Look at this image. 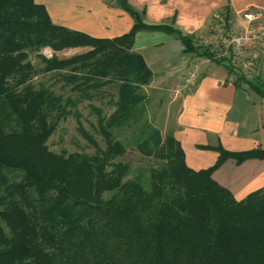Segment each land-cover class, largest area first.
Returning a JSON list of instances; mask_svg holds the SVG:
<instances>
[{"label": "trees", "instance_id": "16d2710c", "mask_svg": "<svg viewBox=\"0 0 264 264\" xmlns=\"http://www.w3.org/2000/svg\"><path fill=\"white\" fill-rule=\"evenodd\" d=\"M118 2L134 26L101 39L55 24L36 0H0V264H264V188L238 201L213 179L229 159L237 165L263 160L264 149L208 147L218 160L195 171L173 135L162 141L154 132L136 142L145 157L164 162L148 182L129 178L131 165L119 161L127 149L116 131L141 115L138 92L154 77L133 51L138 32L175 36L186 53L228 63L230 72L235 54L218 58L195 35L148 25L143 13ZM44 48H90L68 59L39 54L42 71L57 73L81 100L117 87L110 117L92 107L105 148L83 128L77 100L32 83L38 70L29 56ZM239 72L237 85L247 84L264 99V71L253 79ZM71 114L94 155L50 150V138Z\"/></svg>", "mask_w": 264, "mask_h": 264}, {"label": "crops", "instance_id": "0c3cea01", "mask_svg": "<svg viewBox=\"0 0 264 264\" xmlns=\"http://www.w3.org/2000/svg\"><path fill=\"white\" fill-rule=\"evenodd\" d=\"M126 1L144 14L146 24L173 25L184 34L195 35L197 43L214 40L217 12L226 15L229 9L234 31L244 27L246 11L264 13V0ZM36 2L46 7L55 24L94 38L122 36L135 23L118 0ZM133 51L143 56L154 75L149 87L167 98L175 119L172 135L181 143L191 169L200 171L216 163L219 153L208 147L222 146L235 153L264 149V99L247 84L238 81L237 85L243 52H235L231 60L234 72H230L228 63L188 54L175 36L159 31L138 32ZM262 53L264 57V43ZM260 66L261 62L256 70ZM213 179L242 201L264 188V159H250L241 165L229 159L214 172Z\"/></svg>", "mask_w": 264, "mask_h": 264}, {"label": "rangeland", "instance_id": "374dc122", "mask_svg": "<svg viewBox=\"0 0 264 264\" xmlns=\"http://www.w3.org/2000/svg\"><path fill=\"white\" fill-rule=\"evenodd\" d=\"M215 32L214 40H208L207 42L203 40L202 43L198 44L212 46L222 35L219 31L215 30ZM89 50L90 48H74L56 52L51 48H44L40 53H31L29 61L38 70V74L34 77L32 83L36 87L40 85L46 86L57 95H62L65 98L72 97L77 100L75 110L79 111L82 115L80 122L83 128L95 138L102 148H105L104 140L97 131V115L92 107L100 108L105 117H110L116 110L113 103L118 99L117 87L113 84L104 87L98 92L90 91L89 93L93 94L94 98L91 100H81L79 94L73 92L71 86H67L62 82L57 73H44L42 71L44 64L39 58V54H41L49 59L53 56L59 59H68L86 53ZM263 67L264 65L261 63L260 69L256 70V68V71L254 70L255 72L253 71L249 75V78L261 76ZM138 94L142 97V101L138 105L142 109L141 115L137 119H132L121 129H118L116 131V137L127 149L126 154L119 161L127 162L131 165L129 178H140L148 182L151 170L161 168L164 162L155 156L145 157L138 151L136 142L141 137L146 138L154 132H157V135L159 134L162 141H164L166 137L172 135L175 119L174 114L167 107L168 101L162 91H155L148 85L143 87ZM78 127L79 123L75 115H69L66 120L60 123L56 132L50 138L48 142L50 150L58 154L66 152L67 154L84 153L90 156L94 155L95 148L84 138Z\"/></svg>", "mask_w": 264, "mask_h": 264}, {"label": "built area", "instance_id": "2783aa9c", "mask_svg": "<svg viewBox=\"0 0 264 264\" xmlns=\"http://www.w3.org/2000/svg\"><path fill=\"white\" fill-rule=\"evenodd\" d=\"M242 18L245 25L239 31H234L233 20L223 13H215L217 22L216 31L222 33L219 40L213 44L218 58L229 57L231 53H244L241 63V72L249 76L258 66L262 55V43H264V13L256 10H248Z\"/></svg>", "mask_w": 264, "mask_h": 264}]
</instances>
